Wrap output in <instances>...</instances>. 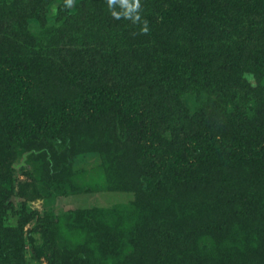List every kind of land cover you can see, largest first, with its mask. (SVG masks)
<instances>
[{
    "label": "trees",
    "instance_id": "1",
    "mask_svg": "<svg viewBox=\"0 0 264 264\" xmlns=\"http://www.w3.org/2000/svg\"><path fill=\"white\" fill-rule=\"evenodd\" d=\"M22 35L64 68L73 96L33 102L30 72L9 57ZM0 89V264H27L24 229L36 219L42 244L31 242L49 264H264V139L249 134H264V0H0ZM192 96L195 113L183 103ZM101 120L128 146L108 149L119 168L106 172L110 187L135 192L126 214L95 209L85 222L14 204L6 157L38 153L56 189L71 184L70 133ZM97 226L137 232L142 256L95 252Z\"/></svg>",
    "mask_w": 264,
    "mask_h": 264
},
{
    "label": "rangeland",
    "instance_id": "2",
    "mask_svg": "<svg viewBox=\"0 0 264 264\" xmlns=\"http://www.w3.org/2000/svg\"><path fill=\"white\" fill-rule=\"evenodd\" d=\"M46 25L48 27H52L53 25L58 27L59 22L49 21ZM40 27L42 29H39ZM30 30H34L33 35L39 37L40 32L44 30L43 22L38 24L33 23V28L30 27ZM25 37L26 35H22L24 40L17 39L11 45L10 50H8L10 52L9 57H12L13 60L15 58L20 59L21 63L30 72L31 79L35 82V87L32 90L33 102L47 105L53 103L55 100L62 99L65 97V94H72L75 90L71 83L66 84L69 76L65 73L64 68L50 56L43 55L41 53L43 49L37 47L35 40H25ZM250 82L255 84L252 78ZM204 97H207V95L204 94ZM197 100L198 98L195 96L187 97L183 98V103L188 106L191 113H195L198 104ZM168 105L169 108L161 112L163 119L161 130L170 138L172 136L173 123L169 120V116L176 114L178 108L170 107V103ZM103 119H106L109 123L111 122L106 116ZM252 124H256V122H248L247 126ZM108 126L106 122L101 120L98 125L89 128H73V132L70 133L73 140L69 169L71 184L60 186L57 189L54 187L55 181L52 179L55 167L50 164L48 158L37 159L38 153L31 155L28 152H17L13 153L10 157H6L3 172L7 171L5 175H10L13 181L12 200L14 204L26 203L27 209L30 212H38L41 217L50 215L54 219L66 215L70 211H77V219L85 221L92 215L97 220L93 212L95 209H114L115 207H119L118 210L126 214L127 208L135 199V192L120 191L110 187L106 178V172L109 169L116 170L119 168V165L113 163L112 154L108 149L112 151L114 145H119L126 151L128 150V146L120 143L114 125L113 127H111L112 125ZM226 132L224 134L225 137L229 141H234V131ZM249 132L252 137L264 139V134L262 133L258 137V133L261 131H257L254 127ZM134 156V153L128 154L130 158ZM223 178L225 177L219 176L215 182L225 185L222 181ZM212 184L211 182L209 186ZM67 223L66 221L65 225ZM94 225L90 224L88 228L92 229ZM93 232L97 234L93 247L95 252L101 249L106 250L110 255H114L116 251H119L118 254L123 253L127 260L131 261L139 260L138 258L142 256L140 247L138 246L140 236L137 232L127 230L121 236L116 237V235H106L105 230H101L99 226ZM99 235L104 236L106 239L104 242L108 243V247L102 245L101 236ZM24 238L26 242V263L49 264L47 258L43 256L42 258L36 257L34 245L31 242L35 240L34 244H42V234L39 232L37 219L26 225ZM59 245L72 256H78L79 253H82L80 246L78 247L71 240H66L63 237L59 238Z\"/></svg>",
    "mask_w": 264,
    "mask_h": 264
}]
</instances>
